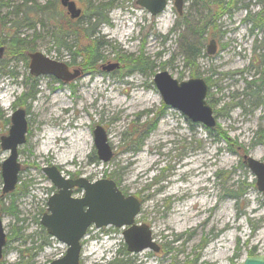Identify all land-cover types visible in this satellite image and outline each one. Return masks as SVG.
I'll list each match as a JSON object with an SVG mask.
<instances>
[{
    "label": "rangeland",
    "instance_id": "374dc122",
    "mask_svg": "<svg viewBox=\"0 0 264 264\" xmlns=\"http://www.w3.org/2000/svg\"><path fill=\"white\" fill-rule=\"evenodd\" d=\"M0 1V45L5 46L0 57V137L8 134L15 109H24L27 123L25 142L17 146L13 190L2 192L0 174L5 234L0 264H48L65 253L66 245L50 237L39 221L56 191L43 171L48 166L68 178H112L124 194L141 201L135 222L147 224L160 246L157 252L129 253L123 228L92 226L81 241L80 264H182L195 259V264H238L248 255L264 254V195L242 158L247 154L264 162V26L253 25L252 15L261 7L257 0H183L181 14L174 0H168L156 15L137 0H74L81 9L74 21L88 30H79V40L67 31L62 40L80 48L89 43L85 36L97 39L100 57L91 70L78 64L80 57L74 63L72 53L58 45L55 26L65 25L69 17L60 0ZM90 2L108 4L98 10L107 22L91 20L88 27ZM12 36L22 40V48L19 41L12 45ZM211 38L216 50L209 54ZM29 49L82 68V74L68 82L52 74L33 76ZM115 62L117 68H102ZM162 70L178 80L205 81V99L216 119L213 128L191 122L163 103L153 82ZM155 119V127L142 134ZM75 124L81 130L79 143L86 136L85 147L37 150L48 141L53 146L74 144ZM95 125L104 128L113 150L107 162L96 155ZM52 132H66L69 138H55ZM135 144L137 150L132 149ZM8 155L0 146V161ZM149 157L157 162L136 177V168ZM175 177L180 178L173 182ZM175 184L180 185L178 193L171 189ZM73 195L80 197L83 190L76 187ZM198 196L207 205L202 215L188 220L200 209L192 201ZM218 214L230 223L217 226Z\"/></svg>",
    "mask_w": 264,
    "mask_h": 264
},
{
    "label": "water",
    "instance_id": "95a60500",
    "mask_svg": "<svg viewBox=\"0 0 264 264\" xmlns=\"http://www.w3.org/2000/svg\"><path fill=\"white\" fill-rule=\"evenodd\" d=\"M139 5L146 8L151 15L164 10L168 0H137ZM71 19L80 16L81 9L74 0H60ZM173 4L180 14L183 0H174ZM216 42L212 38L206 45V52L214 53ZM4 47L0 46V57ZM29 72L33 76L52 74L63 82H68L80 76V68L69 69L62 61L52 59L39 51H29ZM118 67V63L103 65L105 70ZM153 82L158 89L163 103L181 111L191 122H199L208 128L216 125L212 109L206 102L207 85L200 77L187 80L173 78L167 71L155 73ZM10 127L7 135L0 137V146L7 149L9 155L0 161V174L3 180L2 192L13 190L17 182L19 163L17 146L25 142L27 123L25 111L15 109L10 116ZM94 146L96 155L102 162H107L113 151L107 141L104 128L95 125L93 128ZM243 162L253 173L257 189L264 195V162L247 154L243 155ZM43 171L56 188V192L47 199L46 211L40 218V224L50 237L66 245L62 257L50 261L48 264H80L81 240L88 228L113 226L123 228L122 235L126 250L130 253L150 249L157 252L159 245L152 239L151 229L147 224L136 223V216L140 212L141 202L132 194H124L111 178H100L89 181L85 177L66 178L56 166L44 167ZM74 187L81 188L83 195H72ZM5 243V234L0 217V258ZM238 264H264V254L246 256Z\"/></svg>",
    "mask_w": 264,
    "mask_h": 264
},
{
    "label": "trees",
    "instance_id": "16d2710c",
    "mask_svg": "<svg viewBox=\"0 0 264 264\" xmlns=\"http://www.w3.org/2000/svg\"><path fill=\"white\" fill-rule=\"evenodd\" d=\"M257 1L258 3H260L261 7L254 15H252L253 25L255 27H263L264 26V0H257ZM2 5L4 4L3 2L0 1V6ZM102 5H105V8H107L106 6H108V4L94 3V2H90L88 4V8H87L88 9V14H87L88 27H90V25L92 26L91 17L93 16H95L98 21L102 20L104 22H107L106 16L104 14L100 15V12H97V10L102 9L104 7ZM65 20H66L65 25H60V27L55 26L56 27L55 33L57 34L56 39H57L58 45H63L65 49L67 48L72 53V60L74 63L76 61V58L80 57L81 61L78 62V64L81 67H83L84 70L93 69L95 62L100 57V54L98 52V47H97V39L91 40L88 38V36H85L89 40V43L84 44V45H79L81 46L80 48L78 47L77 43H70L68 45L62 40V39L65 40L64 37H67V34H66L67 31L71 32L79 40L80 38L79 30H82V32H87L88 29L80 27L79 23L77 21L75 22L74 21L75 19H71L70 17L65 18ZM1 25H3L2 20H0V27ZM64 26L66 28H64ZM2 41H4V38H2ZM17 41H19V46L22 48L23 46L22 40L16 38L15 36H12V40H11L12 45H15ZM0 46H4V45H0ZM72 48H75V49L73 50ZM29 50H32V49H29ZM193 58H194V55L192 54L191 60H193ZM142 63H143V59H142ZM83 69L81 68L82 71ZM155 124H156V119H155V122L153 121L151 123V126H149V128L146 127V129L143 130L142 134H145L149 130L153 129L155 127ZM138 148L139 146L135 144V146H133L132 149L137 150ZM195 261L196 259L191 260V261H186L185 263H182V264H195ZM122 263L123 262L121 260H111L107 262V264H122Z\"/></svg>",
    "mask_w": 264,
    "mask_h": 264
},
{
    "label": "bare ground",
    "instance_id": "6f19581e",
    "mask_svg": "<svg viewBox=\"0 0 264 264\" xmlns=\"http://www.w3.org/2000/svg\"><path fill=\"white\" fill-rule=\"evenodd\" d=\"M97 12H100V11L97 10ZM101 14L102 13H100V15ZM91 20H94V23H96L98 21L95 16L91 17ZM64 106H66V104H64ZM75 128H76V130L74 131V138H75L74 144L71 145V144L68 143V146H67V143L66 144L60 143L57 146H53L48 141L46 145L39 146L37 150H54V148L56 150H79L80 147H81V145L83 147H85L86 146V143H87L86 136H84L83 139H82V142L79 143L78 140L82 138L81 137V130L78 128V125L77 124H75ZM52 133H53V136L55 138H60V139H63V138H66L67 139V138H69V135L66 132H60V133L52 132ZM156 162H157V160L154 159L153 157H149L148 159L144 160V162L142 163V167L136 168V172H135L136 173V177H140V176L143 177L147 173L148 169H150ZM195 167H196V165H195ZM195 167H193V168H195ZM199 172H202V171H199ZM179 178L180 177H175L173 179V182H176ZM200 181H201V179L198 180V182H200ZM179 186L180 185L175 184V186H173L171 188L172 191H173V193H178V191L180 189ZM191 194L193 195V193H191ZM192 201H193V204H198V206L200 207V209H198V211H194L193 213L187 215L186 218L188 220H190L193 217L194 214H201V213H203V207L202 206L203 205H207V201L204 199L203 196H198L197 198L195 197V198L192 199ZM181 214L182 213H179V215H181ZM221 216H222L221 214H218V216L214 219V222L215 221L217 222V226H221L224 223L228 225L230 222L229 221L223 222L221 220ZM199 218H202V216H199ZM205 218H206V216L204 218H202V220L205 219ZM214 222H213V224H214Z\"/></svg>",
    "mask_w": 264,
    "mask_h": 264
},
{
    "label": "flooded vegetation",
    "instance_id": "af4514ba",
    "mask_svg": "<svg viewBox=\"0 0 264 264\" xmlns=\"http://www.w3.org/2000/svg\"><path fill=\"white\" fill-rule=\"evenodd\" d=\"M69 69L72 70L73 68H70V67H69ZM95 151H96V150H95ZM112 151H113V150H112ZM112 156H113V155H112ZM97 158H98V157H97ZM59 171H60V170H59ZM74 188H76V187H74ZM74 188H73V189H74ZM118 188H119V187H118ZM55 192H56V191H55ZM72 193H73V191H72ZM81 241H82V240H81ZM81 246H82V242H81ZM159 250H160V246H159ZM159 250H158V251H159Z\"/></svg>",
    "mask_w": 264,
    "mask_h": 264
}]
</instances>
